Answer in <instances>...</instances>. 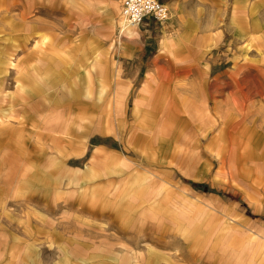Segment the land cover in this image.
<instances>
[{"label":"rangeland","instance_id":"obj_1","mask_svg":"<svg viewBox=\"0 0 264 264\" xmlns=\"http://www.w3.org/2000/svg\"><path fill=\"white\" fill-rule=\"evenodd\" d=\"M64 1L0 0V264H264V97L219 118L261 85L264 0H162L131 37L121 0Z\"/></svg>","mask_w":264,"mask_h":264},{"label":"crops","instance_id":"obj_2","mask_svg":"<svg viewBox=\"0 0 264 264\" xmlns=\"http://www.w3.org/2000/svg\"><path fill=\"white\" fill-rule=\"evenodd\" d=\"M94 1H97V2H94ZM104 0H87L88 4H94V3H104L103 2ZM122 1V0H121ZM64 6L65 5H68L69 4V0H66L63 2ZM166 4L171 6V2H166ZM234 4V8L236 9L235 10V13L237 14L240 13L242 15L246 14V10H249V8H252L253 5L255 4L254 0H235V2L233 3ZM86 3H85V0H76V8L78 10H82L84 7H85ZM115 9V8H114ZM170 9V8H169ZM250 13V17H251V9L248 11ZM122 13V12H121ZM181 19H180V24L184 25L185 26V22H186V19L183 18L182 16H180ZM151 19H146L142 24H149ZM119 34L120 36L125 32V35H127V37H131L133 35H135L138 31L134 28L138 27L137 25H132V26H127L125 21H121L119 22ZM185 29L184 28L183 30H181L178 34L177 37H175V41L176 42H180L179 44L180 45H184V37L186 35V32H185ZM210 34V33H209ZM250 36H251V39L252 40H255V39H262L264 37V32H262V30H253L251 31L250 33ZM119 38V36H118ZM163 43V48H165L168 52L170 53H174V49L172 47V41L170 40L169 37L167 36H164V39L162 40ZM109 49H114V50H123L124 53L129 49L128 47V44H127V41L126 42H123L121 39L119 40L118 39V42H113L111 45H109ZM260 51H262V55H261V58H260V64L258 66H256V71L257 73L259 74H254V78H258L257 81L259 80V82L261 83V85H257L255 83V79L254 80H250V78H237L236 79V89L233 90V91H230V102L228 105H227V110H223L221 111V115H219V118H221V121L227 117H229L230 119H233L236 117L237 114H241L243 116L247 115L248 114V111L247 109H250V107H252L254 105V99L255 97L254 96H260L262 95V97H264V86H263V82H264V41H260ZM82 50V54L86 55V51H87V48L85 47H82L81 48ZM12 65H15L14 63ZM244 68L243 66H239V69H242ZM208 71V69H207ZM225 72H227L228 70H224ZM229 73V71H228ZM136 75H144V74H136ZM256 76V77H255ZM130 78V77H129ZM20 115V113H19ZM218 119L216 118V121ZM233 122V120H232ZM230 123L231 122H226L225 124V128L228 132H232L233 130L232 129H235L236 127L238 128L240 125L239 123H242V122H238L236 120L235 124L230 127ZM246 127H244L245 129ZM230 129V130H229ZM167 132V130H165ZM163 136V135H162ZM164 140H163V146L165 147V149H170L171 145L172 144H167L165 141L168 140V135H164ZM234 147V149H230L235 151V148L239 149V153H238V156L239 158L242 156L244 159H242V157L240 158L239 162L242 163H246V164H250L251 161L246 159L248 158L250 155V152L247 151V148L250 147V144H247V148L243 149L242 146L238 145L237 147H235L234 145H232ZM221 149H223L222 146H220ZM218 150V149H217ZM3 165V164H2ZM5 165V164H4ZM3 165V166H4ZM18 171H20V168H18ZM0 173H4V167L0 168ZM0 184H2V182H0ZM14 216V215H13ZM2 217V214L0 213V219ZM5 221L8 223L9 221H7L5 219ZM1 252V251H0Z\"/></svg>","mask_w":264,"mask_h":264},{"label":"built area","instance_id":"obj_3","mask_svg":"<svg viewBox=\"0 0 264 264\" xmlns=\"http://www.w3.org/2000/svg\"><path fill=\"white\" fill-rule=\"evenodd\" d=\"M122 15L132 25H140L148 18L165 22L170 17V9L162 0H123Z\"/></svg>","mask_w":264,"mask_h":264},{"label":"bare ground","instance_id":"obj_4","mask_svg":"<svg viewBox=\"0 0 264 264\" xmlns=\"http://www.w3.org/2000/svg\"><path fill=\"white\" fill-rule=\"evenodd\" d=\"M123 1V0H122ZM168 6V5H167ZM169 8V7H168ZM121 12H122V7H121ZM123 21H125L126 25L127 26H132V24H129L124 18H123Z\"/></svg>","mask_w":264,"mask_h":264}]
</instances>
